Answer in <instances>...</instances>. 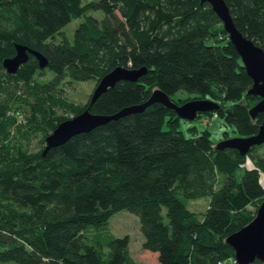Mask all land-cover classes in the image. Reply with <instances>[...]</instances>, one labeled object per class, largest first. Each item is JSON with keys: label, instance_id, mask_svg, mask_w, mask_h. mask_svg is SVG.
Masks as SVG:
<instances>
[{"label": "trees", "instance_id": "trees-1", "mask_svg": "<svg viewBox=\"0 0 264 264\" xmlns=\"http://www.w3.org/2000/svg\"><path fill=\"white\" fill-rule=\"evenodd\" d=\"M226 2L237 27L264 48V0ZM78 16L70 37L62 28ZM17 42L47 65L30 52L8 72L3 59ZM117 65L147 70L94 101L64 95L65 81L97 84ZM46 68L52 76L40 79ZM252 81L207 0H0V264H140L129 235L107 226L121 209L139 216L142 245L159 264H239L226 237L264 198V142L246 154L217 147L208 128L186 134L175 108L153 101L43 149L61 120L143 103L156 88L178 103L211 98L218 106L197 116L216 113L239 135L254 134L264 111H249L260 99L247 91ZM181 88L194 95L174 97ZM206 195L204 211L189 207Z\"/></svg>", "mask_w": 264, "mask_h": 264}, {"label": "water", "instance_id": "water-1", "mask_svg": "<svg viewBox=\"0 0 264 264\" xmlns=\"http://www.w3.org/2000/svg\"><path fill=\"white\" fill-rule=\"evenodd\" d=\"M207 1L211 3L212 8L222 19L229 40L240 54L247 73L252 77V84L247 91L260 95V99L249 108L252 116H255L258 111H264V48L237 27L226 0ZM15 45L16 53L3 59V65L8 72H15L20 64L29 58L30 52L37 56L40 67L47 65L48 58L39 50L20 42H17ZM146 70L145 66L138 68L125 65L115 66L99 79L91 93V101H94L102 92L109 86L114 85L118 80H136ZM153 101H160L167 106L175 108L178 116L186 119H194L199 113L218 106L216 101L208 97H195L178 103L165 91L156 88L143 103L124 106L112 113L93 112L86 108L74 116L61 120L46 135V145L43 153H46L50 147L64 143L74 134L89 131L100 124L106 123L110 119L118 118L131 111L143 109ZM262 142H264V119L260 124L258 132L250 135L222 138L217 141L216 146L236 147L241 154H246L252 145ZM226 241L234 248L235 258L239 264H247L255 258L264 260V198L259 204L255 216L247 224L230 233L226 237Z\"/></svg>", "mask_w": 264, "mask_h": 264}, {"label": "rangeland", "instance_id": "rangeland-1", "mask_svg": "<svg viewBox=\"0 0 264 264\" xmlns=\"http://www.w3.org/2000/svg\"><path fill=\"white\" fill-rule=\"evenodd\" d=\"M91 12H95L98 15L102 13V11L100 12V10ZM83 17L84 16H78L72 18L63 26L62 30L65 31L70 37H72L75 27L83 19ZM59 38L60 35L58 34L57 39ZM52 74V71L46 68L44 74L39 76V78L47 79L51 77ZM95 84V79H70V81H65L62 84L63 93L66 97H68V99L74 102L83 103L92 93ZM191 95H194V93L183 88L179 89L176 93L173 94L174 97H186ZM62 111L63 110L59 107L58 112ZM193 125L197 127L198 131H201L204 128H208L210 131L209 135L214 140V142L227 136L234 137L239 135V133L234 130V127L231 124L225 123L223 117L220 115L208 114L207 116H197L194 119H186L181 117L179 128H181L186 134L192 133L193 129L190 127ZM39 138L40 134L32 138L30 144L31 150H36L39 148ZM245 165H253L250 158L246 159ZM261 181L264 183L263 172H261ZM208 201L209 196L206 195L196 198H190L187 202L191 209L202 212L205 210ZM107 226L109 230L116 235H129L131 254L140 264H159L158 252L148 248H144L142 245L144 236L140 228L139 216L135 212L129 209L118 210L109 218Z\"/></svg>", "mask_w": 264, "mask_h": 264}, {"label": "built area", "instance_id": "built-area-1", "mask_svg": "<svg viewBox=\"0 0 264 264\" xmlns=\"http://www.w3.org/2000/svg\"><path fill=\"white\" fill-rule=\"evenodd\" d=\"M214 115H217L216 113Z\"/></svg>", "mask_w": 264, "mask_h": 264}]
</instances>
